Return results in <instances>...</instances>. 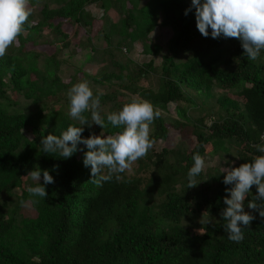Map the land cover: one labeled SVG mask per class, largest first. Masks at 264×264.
<instances>
[{
    "label": "trees",
    "instance_id": "16d2710c",
    "mask_svg": "<svg viewBox=\"0 0 264 264\" xmlns=\"http://www.w3.org/2000/svg\"><path fill=\"white\" fill-rule=\"evenodd\" d=\"M93 5L103 11L99 48L90 37ZM29 7L18 43L0 58V195L8 202L0 206V264H264V218L248 207L256 187L243 204L255 219L241 242L228 239L220 215L232 187L223 183L224 168L264 155L253 146L264 144V50L251 61L240 40L213 39L210 28L202 36L195 9L185 15L191 0H29ZM157 29L169 34L163 45L152 38ZM136 42L159 64L128 56ZM44 46L53 51L44 53ZM88 65L98 68L89 74ZM84 81L100 96L105 122L83 126L84 138L122 131L107 114L133 98L161 113L150 125L154 145L147 155L102 186L90 181L91 168L83 164L86 146L65 159L40 144L80 126L69 116L67 93ZM17 96L34 108H21ZM171 105L177 118L165 120ZM186 128L191 148L164 145ZM195 154L218 155L220 165L203 169L200 183L187 188ZM37 166L41 184L43 170L55 181L45 186V199L27 192L39 183L27 176ZM203 214L212 224L200 223Z\"/></svg>",
    "mask_w": 264,
    "mask_h": 264
},
{
    "label": "clouds",
    "instance_id": "9594fccd",
    "mask_svg": "<svg viewBox=\"0 0 264 264\" xmlns=\"http://www.w3.org/2000/svg\"><path fill=\"white\" fill-rule=\"evenodd\" d=\"M195 9L196 27L202 36L217 39L236 38L241 41L244 54L251 61H255L264 50V0H191V7L185 10V15ZM31 15L29 0H0V58L6 55L7 49L18 43V37L24 32V25ZM70 101L69 116L79 122V127L69 126L60 136L49 134L41 138L43 152L47 154L59 153L62 158H70L77 151L78 145L86 146L83 164L91 168V182L102 186L103 182L112 179L113 174L124 173L130 170L133 163L147 155L154 145L150 139V125L160 117L159 110L144 100L133 98L125 103L118 112L107 114V121L113 127L123 130L115 135L92 134L82 137L85 125L89 128L93 124L105 127L100 96H94L88 82H79L68 90ZM102 95V94H101ZM90 112V118L84 113ZM264 139V137H262ZM258 152L264 153V144L253 145ZM194 164L188 171L187 188L198 185L197 177L204 169L205 161L199 155L193 156ZM107 169V174L104 170ZM226 175L223 183L232 185L225 191L224 204L227 206L220 213L226 221L223 228L230 241L239 243L244 239L243 229L248 228L255 217L244 211V201L253 186L257 194L252 197L248 207L259 211L264 218V155L257 156L251 163H242L239 167L224 168ZM32 180L38 181L35 187H28L31 197L45 199L48 195L46 185L55 181L48 170H43V184L41 170L28 173ZM119 175L116 179H119ZM36 203L38 201H31ZM259 202V203H258ZM22 206L28 202L21 201ZM211 215L200 220L202 225L212 224Z\"/></svg>",
    "mask_w": 264,
    "mask_h": 264
},
{
    "label": "rangeland",
    "instance_id": "374dc122",
    "mask_svg": "<svg viewBox=\"0 0 264 264\" xmlns=\"http://www.w3.org/2000/svg\"><path fill=\"white\" fill-rule=\"evenodd\" d=\"M89 11L91 12L92 16H94V18H96V21L94 23V25L92 26L91 29V33H90V37L93 41V45L96 46L97 48L102 47L103 43L100 39V36H98L97 34L100 32L101 26H102V22L100 21L101 16L103 15V11L96 5H93L89 8ZM112 18H115V14L112 13ZM63 30L65 33H71L72 32V28L68 25H64ZM97 35V36H96ZM99 37V38H98ZM169 37V34L166 30H160L157 29L155 32H153L152 34V38L154 41H156L158 44H164L167 40V38ZM82 43H86L85 37H82ZM59 46V45H58ZM40 49L43 50L44 53L48 54L50 52L53 51L52 47H48V46H44V47H40ZM142 47H141V43L140 42H136L133 45V49L132 51L129 53L128 56L132 57L133 60L137 61L138 63H144L149 61L150 59L154 60V65H158L160 58L159 57H154L155 53L152 51V56H144L142 53ZM154 53V54H153ZM82 54L78 55V57H81ZM98 68V65H88L85 67V71L89 72V74H93L95 72V70ZM31 77L34 78V76L32 75ZM151 84L154 85L155 84V79L151 80ZM142 84H145V82H142ZM93 88L94 89H98L100 92H104L107 89L102 88L99 84H93ZM109 89V88H108ZM15 98V97H14ZM16 101H18V103H21V108L23 109H32L34 108L33 104L30 101H27L21 97H16ZM174 106L171 105L169 107L170 111L168 113V115L166 116L165 120H169V119H175L177 118L175 113H174ZM195 109L190 110V114L195 113ZM172 131L174 132L173 128H171ZM162 142H157L155 144L156 149H160V146L162 145ZM194 144V139L192 138V136L190 135V129L186 128V129H180L178 132H175V135H172L168 141H166L164 143V145L168 146L169 148H174V147H180L182 145L186 146L187 148H191V146ZM242 145H240L241 147ZM208 147V146H207ZM235 146L232 147V152H234L235 150ZM204 161H205V165H204V169H208L210 170L211 168L217 167L218 165H220V159L218 155H214V156H210L208 154L204 155ZM134 165H132L130 170H127L128 172L133 171L134 169ZM31 179V177H30ZM29 179V180H30ZM29 180H26L27 182H29ZM31 181L34 182V180L31 179ZM16 194L19 192L18 190L15 191ZM7 202V198L5 195H0V206H4L6 205Z\"/></svg>",
    "mask_w": 264,
    "mask_h": 264
}]
</instances>
